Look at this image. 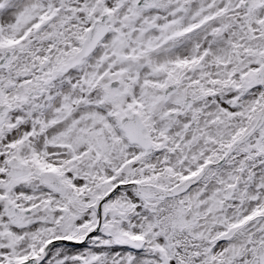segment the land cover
Returning a JSON list of instances; mask_svg holds the SVG:
<instances>
[{"label": "snow or ice", "instance_id": "1", "mask_svg": "<svg viewBox=\"0 0 264 264\" xmlns=\"http://www.w3.org/2000/svg\"><path fill=\"white\" fill-rule=\"evenodd\" d=\"M0 264H264V0H0Z\"/></svg>", "mask_w": 264, "mask_h": 264}]
</instances>
